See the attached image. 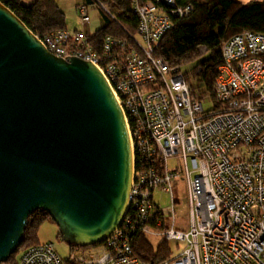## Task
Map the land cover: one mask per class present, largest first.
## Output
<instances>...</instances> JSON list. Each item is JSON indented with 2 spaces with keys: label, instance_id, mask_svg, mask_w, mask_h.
<instances>
[{
  "label": "built area",
  "instance_id": "2783aa9c",
  "mask_svg": "<svg viewBox=\"0 0 264 264\" xmlns=\"http://www.w3.org/2000/svg\"><path fill=\"white\" fill-rule=\"evenodd\" d=\"M132 8L135 31L123 28L98 42L82 27L34 33L51 53L87 59L102 73L125 121L131 177L124 215L104 240L71 246L66 258L50 241L38 242L22 248L16 264H145L133 253L140 234L182 242L156 264H264V31L220 38L212 96L198 94L182 63L155 53L172 19L191 4L133 0ZM76 10L88 23L86 3ZM169 158L175 167H167ZM173 178L185 183V229L173 226ZM156 190L168 194L165 208L154 202Z\"/></svg>",
  "mask_w": 264,
  "mask_h": 264
},
{
  "label": "water",
  "instance_id": "95a60500",
  "mask_svg": "<svg viewBox=\"0 0 264 264\" xmlns=\"http://www.w3.org/2000/svg\"><path fill=\"white\" fill-rule=\"evenodd\" d=\"M131 149L99 69L48 51L0 1V261L43 209L71 246L104 240L126 210Z\"/></svg>",
  "mask_w": 264,
  "mask_h": 264
},
{
  "label": "trees",
  "instance_id": "16d2710c",
  "mask_svg": "<svg viewBox=\"0 0 264 264\" xmlns=\"http://www.w3.org/2000/svg\"><path fill=\"white\" fill-rule=\"evenodd\" d=\"M0 1L14 11L33 33L67 28L65 13L55 0H33L28 4L21 0ZM132 1L97 0L96 6L102 12L104 23L88 32L89 39L98 42L106 34H121L123 28L134 32L137 18ZM87 3H94V0H88ZM174 3H190L192 9L187 15L172 19L173 24L160 37L155 53L172 64L190 62V66L183 71L186 81L212 96V81L220 63V38L241 29L264 31V0H174ZM198 45L205 47L206 54L201 58H198ZM260 56L264 62V52ZM45 219L51 220L43 209H36L28 216L16 251L39 242L36 238L37 229ZM148 238L140 234L133 244L134 255L145 264H156L170 255L166 240L160 238L153 246ZM15 252L10 254L8 263L16 264Z\"/></svg>",
  "mask_w": 264,
  "mask_h": 264
},
{
  "label": "rangeland",
  "instance_id": "374dc122",
  "mask_svg": "<svg viewBox=\"0 0 264 264\" xmlns=\"http://www.w3.org/2000/svg\"><path fill=\"white\" fill-rule=\"evenodd\" d=\"M67 2L69 0H66ZM241 2H245L247 0H240ZM70 2L73 3V0H70ZM73 6V4H71ZM88 7V15H89V21L86 23V29L89 31H94L96 28L101 26L104 23V17L102 15V12L96 6L94 3H86ZM67 15H71L66 8ZM71 11L74 12V10L71 8ZM78 15V13H77ZM66 17V15H65ZM67 21V18H66ZM68 26H70L67 23ZM206 53H200L198 55V58H201ZM190 62L182 64L181 68L183 70L187 69L190 66ZM195 90L198 94H201L202 89L200 87H195ZM204 106L208 105V102H203ZM180 162V161H179ZM181 163V162H180ZM177 164V161L175 158H169L166 160L167 167H175ZM170 192L171 195L175 201L173 205V222L174 227L178 229H185L187 225V213H186V194H185V183L184 180L179 178H173L170 182ZM154 202L160 206L165 208L169 205V198L168 194L159 190H156L154 192L153 197ZM149 241L153 246H156V243L160 239L158 236L150 235L148 236ZM36 238L39 242H45L50 241L54 247V249L57 251V253L62 257L66 258L69 252V244H67L58 234V227L56 223L50 219H45L42 221L37 229ZM167 245L169 247L170 255L175 254L180 247L182 246L181 241L177 240H169L167 241ZM20 250L15 252L16 259L18 258Z\"/></svg>",
  "mask_w": 264,
  "mask_h": 264
},
{
  "label": "crops",
  "instance_id": "0c3cea01",
  "mask_svg": "<svg viewBox=\"0 0 264 264\" xmlns=\"http://www.w3.org/2000/svg\"><path fill=\"white\" fill-rule=\"evenodd\" d=\"M22 2L28 4L30 2H32L33 0H21ZM56 3L58 4L59 8L65 13L67 21L66 24L68 23L70 26L67 25V28L69 29H74V28H80L82 27L84 30H87L86 27V23L85 24H81L79 22V18L77 15V10H76V6L79 3H87L88 0H73V3L70 2V0L67 2L66 0H55ZM73 4V6L71 5ZM66 8L68 9V11L70 13H72L71 15H67V11ZM71 8L74 10V12L71 11ZM90 20V19H89ZM92 32V31H89Z\"/></svg>",
  "mask_w": 264,
  "mask_h": 264
}]
</instances>
